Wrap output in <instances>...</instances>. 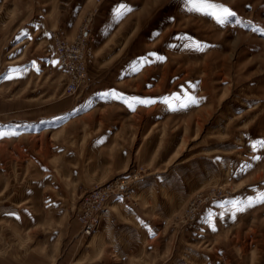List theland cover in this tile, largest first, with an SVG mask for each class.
<instances>
[{
	"label": "rangeland",
	"instance_id": "rangeland-1",
	"mask_svg": "<svg viewBox=\"0 0 264 264\" xmlns=\"http://www.w3.org/2000/svg\"><path fill=\"white\" fill-rule=\"evenodd\" d=\"M205 2L236 15L0 0V131L18 133L0 138L4 264H264V0ZM83 29L71 93L53 34Z\"/></svg>",
	"mask_w": 264,
	"mask_h": 264
},
{
	"label": "built area",
	"instance_id": "built-area-1",
	"mask_svg": "<svg viewBox=\"0 0 264 264\" xmlns=\"http://www.w3.org/2000/svg\"><path fill=\"white\" fill-rule=\"evenodd\" d=\"M53 37L59 63L68 75L67 90L71 93L76 92L88 77L87 63L92 57V49L88 44L89 36L83 29L72 40L68 39L63 31L54 32ZM111 191L106 189L91 194L90 198L93 202L95 201L96 209L101 208V205L111 195ZM97 225V217L87 219L84 233L90 234Z\"/></svg>",
	"mask_w": 264,
	"mask_h": 264
},
{
	"label": "snow or ice",
	"instance_id": "snow-or-ice-1",
	"mask_svg": "<svg viewBox=\"0 0 264 264\" xmlns=\"http://www.w3.org/2000/svg\"><path fill=\"white\" fill-rule=\"evenodd\" d=\"M217 9H218V11H217ZM200 10L201 11L211 10L209 14L213 15L220 24H224V23L228 22L231 17H234L236 15L233 11H231L226 6L206 3L205 0H201ZM197 47H199V45H197ZM146 60H147V58H145V61ZM54 63H57V62L54 61ZM12 71H16V69H12ZM8 78H12V77L9 76ZM111 94L115 95V90H112ZM115 98L118 99L119 97L117 96ZM133 101L141 103V104H145V105L150 104V103H155L154 98H133ZM196 103H198V100L195 97L188 96L187 97V103L182 104L181 107H188V104H196ZM17 134L18 133L15 131H11V132L0 131V138H3L6 135H13L14 136ZM260 202L264 203V193L260 194ZM235 206H236V211L241 212V211H244L247 207L252 206V202L249 201L248 204H246L244 206H239L238 202H236Z\"/></svg>",
	"mask_w": 264,
	"mask_h": 264
},
{
	"label": "crops",
	"instance_id": "crops-1",
	"mask_svg": "<svg viewBox=\"0 0 264 264\" xmlns=\"http://www.w3.org/2000/svg\"><path fill=\"white\" fill-rule=\"evenodd\" d=\"M3 188V186H2ZM1 219H0V242H2V244H0V264H4V234H3V226H1Z\"/></svg>",
	"mask_w": 264,
	"mask_h": 264
}]
</instances>
